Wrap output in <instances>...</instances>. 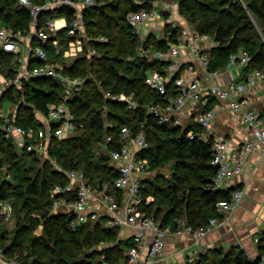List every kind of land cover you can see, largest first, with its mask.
I'll return each mask as SVG.
<instances>
[{
    "label": "trees",
    "instance_id": "16d2710c",
    "mask_svg": "<svg viewBox=\"0 0 264 264\" xmlns=\"http://www.w3.org/2000/svg\"><path fill=\"white\" fill-rule=\"evenodd\" d=\"M153 1L111 0L105 5L84 9L85 34L104 36L107 41L93 45L97 51L93 57L83 55L69 66L59 68L71 77L79 76L86 81L81 91L67 100L74 114L75 131L66 138L54 136L47 157H43L45 161H40L41 155L18 148L12 139L5 138L0 129V199L12 203L13 216H16V229L8 243L9 236H6L0 221V249L7 256L17 253L23 264H94L92 259L96 257L100 260L95 264H117L123 259L127 249L133 245L132 236L120 238V227L105 226L104 216L98 220L89 216L84 223L72 229L73 213L65 207L52 210L50 196L56 184L69 182L67 172L71 169L82 170L93 186L113 181L118 172L110 165L109 154L123 144V127L129 130L130 137L143 132L147 142V147L139 151L137 159L147 161L150 173L141 181V189L144 198L151 200L146 201L141 211L153 217L163 228L176 227L178 220L197 228L206 226L210 218L219 217L216 203L228 198L229 193L212 185L215 174V168L210 165L213 137L202 140L196 136L189 140L188 131L196 134L201 131L196 123L184 127L160 125L147 112L149 103L164 104L174 98L177 91L173 81L168 84L164 95L144 84L148 71L158 70L165 74L166 62L147 59L141 55L140 48L164 50L170 43L180 42V30L171 29L168 25L165 26V36L160 38L150 33L142 42L127 23L129 12L141 7L150 9ZM167 1L177 3V13L188 18L194 31L217 42L207 51L209 69H221L231 54L245 51L251 59L244 69L264 70V0ZM72 15L71 9L47 11L42 13L38 25L42 26L47 17L64 16L69 22ZM163 18L168 19L165 11ZM0 26L29 32V11L21 8L15 0H0ZM66 31L57 32L62 43L67 37ZM52 47L51 44L46 46L50 54H53ZM3 59L5 65L9 64L4 74L8 79L13 75L14 57L0 50V60ZM106 91L113 94L134 92L140 106L131 110L124 103L107 99ZM9 92L25 98L24 102L17 103L14 115L8 116L10 123L25 131L40 125L36 111L43 113L47 105H57L63 100L61 85L47 78L23 82L18 87L8 86L1 101L8 97ZM206 107L210 108L209 105ZM260 115L264 117V109ZM106 136H111V143L102 147ZM27 157L31 159L29 165L23 160ZM170 162V175L157 173ZM116 193L121 197V190ZM74 198L75 195L71 194L67 201ZM38 226L42 227L41 235L32 236ZM83 246L92 247L94 253L79 259L76 251ZM259 248L261 254L262 247ZM256 262L242 250L231 247L228 250L208 249L187 264Z\"/></svg>",
    "mask_w": 264,
    "mask_h": 264
},
{
    "label": "built area",
    "instance_id": "2783aa9c",
    "mask_svg": "<svg viewBox=\"0 0 264 264\" xmlns=\"http://www.w3.org/2000/svg\"><path fill=\"white\" fill-rule=\"evenodd\" d=\"M21 7L29 11L31 29L27 33L13 31L0 26V50L14 57L12 76L8 79V86H20L23 82L34 79H52L61 85L63 100L57 105L49 104L45 112L37 111L41 118L36 129L25 131L22 127L10 123L8 116L0 112V129L5 138L12 139L18 148L26 152L45 155L47 157L52 138H66L75 131L74 114L67 100L81 91L86 79L76 76L71 77L63 73L59 68L69 66L72 61L87 55L90 58L97 54L93 47L95 43L106 42L104 36H87L83 20V11L87 7L105 5L106 0H15ZM111 1V0H109ZM141 3V0H132ZM57 9H71L73 15L68 22L66 17H47L42 26H39L41 15L47 11ZM167 12L168 19L163 18V12ZM177 3L175 1L154 0L152 7H141L137 11L127 14L126 21L134 29L141 41H145L148 34L153 33L149 25L154 20L162 21L163 25L157 26L165 36V26L180 30V42L170 43L164 50L142 49L141 55L147 59L165 61L163 71H148L144 84L150 89L164 95L168 84L173 81L177 93L174 98L163 103H149L147 112L151 114L160 125L182 126L186 116L191 114L193 122L201 131L187 132L189 140L198 136L205 140L211 136L209 131L211 121L215 116L212 108H207V101L217 100L220 109H227L240 115L244 125L246 138L239 146H231L222 137L213 139L211 145L212 157L210 165L215 168L212 185L216 189H222L229 193V197L216 203L215 209L219 217L210 218L206 226L193 227L181 220L176 221V227H161L153 217L141 211V207L149 201L145 199L141 189V181L150 173L146 160H138L139 151L147 147L143 132L130 137L126 127L121 129L123 144L110 151L112 168L118 172V176L109 183L93 186L84 176L82 170L71 169L67 172L69 182L56 184L51 192L52 210L57 211L65 207L74 215L71 221L72 229H76L90 216L92 220H98L104 216L107 227H128L135 231L133 245L127 249L125 256L117 264H163L165 261L164 244L170 235L180 233L187 234L194 244L212 229L227 222L232 212L240 206L244 198V188L232 185L234 178L243 171L246 156L251 152H259L264 155V117L249 105L246 93L257 85H264V70L244 68L249 64L251 57L245 51L231 54L226 65L221 69H209L208 49L202 43L207 39L217 42L210 36L200 35L186 23L176 18ZM66 29L67 37L62 43L57 35L59 30ZM34 40V43H33ZM27 41V43H25ZM47 44L53 47V54L48 53ZM213 48V47H212ZM188 50L195 55V61L203 67L209 82H205L196 72L194 63L184 62L181 59V50ZM73 57L69 64L58 65V58ZM236 67L241 69L242 76L239 80L231 81L225 86L218 85L214 78L220 73ZM178 74V75H177ZM177 75V76H176ZM2 93H0L1 102ZM105 97L111 101L124 103L129 109L137 110L139 103L135 93L113 94L105 92ZM186 123V122H185ZM20 137V141L14 138ZM111 136H106L102 147L111 143ZM113 190H121L118 197ZM127 193V194H126ZM71 194L74 200L67 201ZM127 195V197H125ZM13 217V205L9 200L0 199V221L9 222ZM262 253L256 264H264V232L259 239ZM146 249L145 256L142 255ZM4 251L0 249V258H4ZM8 264H23L18 254L14 253L8 260Z\"/></svg>",
    "mask_w": 264,
    "mask_h": 264
},
{
    "label": "crops",
    "instance_id": "0c3cea01",
    "mask_svg": "<svg viewBox=\"0 0 264 264\" xmlns=\"http://www.w3.org/2000/svg\"><path fill=\"white\" fill-rule=\"evenodd\" d=\"M176 18L181 19L178 13ZM214 44L212 39H207L202 43L206 49L214 47ZM180 55L182 63L192 61L196 72L202 76L203 81L209 82L203 67L197 62H193L195 61V55L192 52L183 49ZM241 76V69L232 67L215 77L214 82L225 86L231 81L239 80ZM6 83L7 85H4ZM8 85L7 78L0 74V89H3L1 93L6 91ZM246 97L250 107L262 114L264 109V85H257L253 90L246 93ZM207 102L210 108L215 111V116L209 129L213 139L222 137L231 146H239L246 138L240 115L227 109H220V102L217 100H209ZM192 113H197V110L192 111L190 115ZM35 114L39 123L41 118L38 117L37 111ZM190 115L186 116L188 119H185L186 125L193 122L192 115ZM14 138L20 141L18 135H14ZM232 185L244 188V198L240 206L232 212L229 220L209 231L197 244H194L187 234L180 233L168 236L164 244L165 261L163 264H187L200 253L211 248L228 250L231 247H235L242 250L252 261L259 258V239L264 232V155L259 152L249 153L245 158L243 171L234 178ZM134 234L135 231L133 229L120 227V238L127 239L128 237H133ZM145 254L146 249L144 248L142 255L145 256Z\"/></svg>",
    "mask_w": 264,
    "mask_h": 264
},
{
    "label": "rangeland",
    "instance_id": "374dc122",
    "mask_svg": "<svg viewBox=\"0 0 264 264\" xmlns=\"http://www.w3.org/2000/svg\"><path fill=\"white\" fill-rule=\"evenodd\" d=\"M106 1H109V0H106ZM180 18H181L180 19V22L186 23L187 25H189V23L187 22L188 21V18L186 16L181 15ZM160 19H164V18H160ZM252 19H254V18L252 17ZM164 23H165L164 20H162V21L154 20V21H152L150 23L149 28H150V30L153 33H156L157 35L160 36V35H162V31L160 30V28H157V26L163 25ZM189 26L191 28V24ZM191 29H193V28H191ZM71 58H73V57H71ZM71 58H69V57L58 58V61L56 62V64H58V65L69 64L71 62ZM5 64L6 63H5L4 59L3 60H0V74H3V75L6 74V71L8 69L7 67H8L9 64H7V65H5ZM4 77H6V76L4 75ZM9 78L10 77H8V79ZM8 79H7V82H8ZM4 85H7V83L4 84ZM2 90L0 89V93L2 92ZM9 98H12V99H9ZM24 99L25 98L23 96H20V95H18L16 93H12L11 92L10 94H8V97H5L0 102V112L3 113L4 116H11L14 113V111H15V107L17 106V103H19L20 101H23L24 102ZM182 126L183 127L186 126V123L183 122L182 123ZM41 157H39L40 158V161H45L46 160L45 158H43V157H46L45 155H42ZM23 160L26 161V165H29L30 162H31V159L29 157L24 158ZM171 166H172V163L171 162L170 163H167L164 167H161L160 168L161 170L159 172H157V173L158 174L159 173H163V174H166V175H170V173L172 171L171 170ZM149 200H151V198H149ZM1 223L5 227L6 236H9V239L6 240L7 243H8V241L11 239V236H13V234H14V230L16 229V216H13L9 222H5V221L1 220ZM41 233H42V227L41 226H38L34 230V232L32 233V236H39V235H41ZM1 250H3V249H1ZM93 250L94 249L92 247H87V246L80 247L76 251L77 258L78 257H79V259L88 258L91 255V253H94ZM3 254H4L5 257L4 258L3 257L0 258V264H8V260L10 258H12V256H7L6 253H5V251H4ZM99 260H100V258H98V257L92 259V261H93L94 264H95V262L97 263V261H99Z\"/></svg>",
    "mask_w": 264,
    "mask_h": 264
},
{
    "label": "bare ground",
    "instance_id": "6f19581e",
    "mask_svg": "<svg viewBox=\"0 0 264 264\" xmlns=\"http://www.w3.org/2000/svg\"><path fill=\"white\" fill-rule=\"evenodd\" d=\"M62 15V14H61ZM190 15V14H189ZM187 20V19H186ZM188 22V21H187ZM43 24V23H42ZM191 28H193V27H191ZM167 34V33H166ZM207 34V33H206ZM216 35V34H215ZM183 53V52H182ZM214 54V53H213ZM212 57V56H211ZM14 60V59H13ZM211 63V62H210ZM220 63V62H219ZM212 64V63H211ZM225 64V63H224ZM213 66V65H212ZM200 69V68H199ZM233 73V72H232ZM12 74V73H11ZM240 75V74H239ZM208 104V103H207ZM211 104V103H210ZM219 104V103H218ZM191 116V115H190ZM188 120V119H187ZM189 124V123H188ZM185 129V128H184ZM221 132H222V130H221ZM224 136V135H223ZM110 155V154H109ZM98 156V155H97ZM103 157V156H102ZM104 157H105V155H104ZM54 159V158H53ZM55 162V161H54ZM85 176V175H84ZM50 210V209H49ZM65 210V209H64ZM74 216V215H73ZM260 253V252H259Z\"/></svg>",
    "mask_w": 264,
    "mask_h": 264
}]
</instances>
